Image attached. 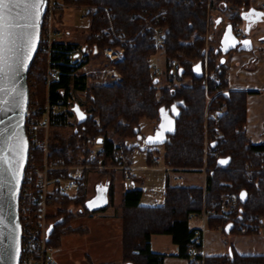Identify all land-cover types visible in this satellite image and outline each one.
Segmentation results:
<instances>
[{"label": "trees", "instance_id": "trees-1", "mask_svg": "<svg viewBox=\"0 0 264 264\" xmlns=\"http://www.w3.org/2000/svg\"><path fill=\"white\" fill-rule=\"evenodd\" d=\"M252 0H210L213 6L228 12V22L235 27L242 22L241 10L252 7ZM71 5H98L107 7L114 15V23L131 40L125 46V58L117 63L122 78L116 84L96 86L88 83L85 76H71L66 63L60 65L62 73L49 86L51 101L64 99L66 108L51 117L48 157L57 165L50 176L67 178V167L73 164L89 163V144L102 138L104 163L118 165L121 150L128 156L130 148L125 140L140 135V120L159 119L160 108L176 104L178 113L175 117V132L168 134L164 142L163 160L168 166L182 168L185 171H199L207 166L204 186L171 185L167 178L163 201L159 204H141L143 190L137 186L127 187L120 204L123 225V262L134 264H163L166 254L151 249L153 234L163 233L172 236L179 246L178 255L188 258L189 264H197L198 258L192 257L188 247L193 245V228L189 214H200L205 208H220L221 197L226 191H246L247 199L240 202L244 215H264V142L254 143L247 134V92L228 90L226 64H220L223 53L215 47L211 50L209 69L219 78L208 80L209 93L219 89L210 103V111L218 113V130L209 120L208 152L204 155L205 107L204 76H196L192 67L203 62V49L208 0H63ZM209 3V2H208ZM140 10L151 12L166 11L164 25L167 27L164 52L168 83L159 86V76L152 74L149 58L155 54V46L148 34H141V21L133 17ZM90 35L87 43L101 50L110 44L106 38H93L92 33L101 28L106 19L102 12H88ZM132 43V44H130ZM233 51V50H231ZM229 51L227 54H229ZM61 48L58 53H63ZM177 60L173 68L171 61ZM184 71L179 74V68ZM45 59L40 54L34 57L27 75L30 100L43 104L47 87L44 81ZM192 76L190 84L174 82V76L185 78ZM79 90L86 95V102L74 99ZM228 91L226 94L224 91ZM74 102L88 113V118L77 123L71 110ZM68 127V136L62 134ZM35 156L37 163L43 159L39 151L30 150L29 160ZM230 157V163L219 167L220 157ZM148 158L153 159L152 151ZM263 165L255 171L253 178L244 169L248 164ZM106 173V170H102ZM86 172L73 193L52 195L49 204L55 213L50 215L54 224L50 242L55 247L61 244L64 233L72 230L67 225L74 216L72 206H85L88 198ZM108 204H113V182L109 185ZM57 204V205H56ZM227 225L224 218L210 217L209 227H219L224 232ZM236 230L232 228L230 231ZM248 233H256L248 231ZM199 245V244H198ZM205 264H264V254L241 255L233 247L222 255L205 256Z\"/></svg>", "mask_w": 264, "mask_h": 264}, {"label": "built area", "instance_id": "built-area-1", "mask_svg": "<svg viewBox=\"0 0 264 264\" xmlns=\"http://www.w3.org/2000/svg\"><path fill=\"white\" fill-rule=\"evenodd\" d=\"M63 3V0H47L37 48V54H40L45 59L43 75L47 92L43 104L30 100L25 112V131L29 144V157L31 149L34 151L39 150L43 152V160L37 163L34 155H32L31 160L28 158L19 190L18 216L21 224L19 264H56L54 257L55 247L50 242L51 234L49 235L47 232L51 224V221L47 219L49 199L52 195L69 193L73 189L76 190L84 176L85 169L121 168L123 169V178L126 181H134L136 177L133 167L124 162L125 153L123 150L119 153L122 163L118 165L104 163L102 159L104 150L100 143L95 140L89 144V163L70 169L67 178L49 175L52 170L60 168L57 163L48 157V129L51 117L66 108L63 98L51 101L49 97L50 84L57 80L62 73L60 65L66 63L71 76H85L88 83L99 85L117 83L120 81L121 74L116 63L125 58V46L131 42L123 30L115 25L114 15L109 8L93 4L82 5L87 9V14L85 15H88L90 10L95 13L101 11L106 23L91 35L93 38H106L110 44L98 50L91 43L69 42L59 39L60 31L56 27L55 14L60 7L62 8L63 5H66ZM259 8L264 9V0H261ZM133 17L141 21L142 25L139 32L143 35L148 34L152 38L156 50L164 49L167 27L163 22L166 19V11L151 12L141 10L135 13ZM236 31L239 32L240 30L237 28ZM61 48H63L64 52L58 53ZM203 51L204 55L206 48ZM97 54L102 55V63H96L98 57L94 56ZM91 58L93 59L91 60ZM153 60L154 56L149 58L152 74L158 76L161 70L153 66ZM176 65L177 60L173 59L171 66L174 68ZM202 68L203 76L207 79L206 71H204V62H202ZM76 92L81 91L77 90ZM82 95L85 97V93ZM204 151H207V147H204ZM162 158L163 156H158L153 160L158 163ZM262 169L263 165L255 167L252 163L247 164L245 167V170L249 173L250 180L253 178L255 171ZM200 170L206 172L207 167H201ZM175 178L178 179L177 176ZM240 202V193L230 190L223 193L219 209L206 210L204 208L200 214H189L190 220L199 221L198 225L192 227L193 245L188 247L189 254L198 258L197 264H205L203 245L206 233L210 229V217L224 218L227 224L232 223V228H236L240 233H248V231L264 233V215H244Z\"/></svg>", "mask_w": 264, "mask_h": 264}, {"label": "rangeland", "instance_id": "rangeland-1", "mask_svg": "<svg viewBox=\"0 0 264 264\" xmlns=\"http://www.w3.org/2000/svg\"><path fill=\"white\" fill-rule=\"evenodd\" d=\"M208 2H207L208 6L206 9V24H205L206 26H205V37H204V49L206 48V53L203 55L204 71H206L208 77L207 79L204 78V92L207 99L206 107H205V131L208 128L207 122L209 120H212L214 122L213 125L214 129L218 130L217 127H218L219 115L215 111H210L209 105L212 99L215 97V95L221 93L223 89H219L213 94L209 93L208 80L214 79V81L217 84L220 81L219 78L214 76L211 70L209 69V58L211 55V50L219 46V40L221 34L223 32L225 23L228 22V18L230 15L228 12L222 10V8H217L216 6H213L212 8V4L210 0H208ZM260 2L261 0H252L251 4L252 6L259 5ZM85 14H87V9L83 6L66 4L63 5L62 8L60 7L55 14L56 27L60 31L59 39H65L73 42H85L87 37L90 35V19L89 16ZM218 19L220 20L217 23ZM243 26L244 25H241L242 28ZM259 32L260 33L262 32V35L264 34V21H261L259 23L258 28L254 29L251 33V36L254 38L253 39L254 45H257L256 40L260 37L259 35H257ZM155 51L156 52L153 55L154 56L153 66L154 67L156 66V68H159L161 70L160 75H158L160 78L159 81V86H160L168 83V77L166 72V55L164 49H160L157 51L155 48ZM94 57H98L96 63L103 62L102 55L97 54ZM92 59L93 58H91V60ZM217 78L218 80H216ZM173 81L178 83L182 82L184 84H190L192 81V76L189 75L183 79L174 76ZM89 84L101 86L99 84H92L90 82ZM112 84H116V83H112ZM102 86H106V85H102ZM81 93L84 94V92H75L74 99H77L82 102H86L87 100L86 95L84 97ZM32 101H36V100H32ZM72 117L73 118L71 120L75 119V116ZM142 119H145L142 125H144V123L147 122L146 120H154V121L158 120V119H147V118H142ZM262 128H264V123L262 124ZM61 130L63 131L62 134L63 135L65 134V136H68L69 133L71 132V129L68 127H65ZM143 130H145V127L142 128V132ZM260 131L262 130L261 129L256 130V132H260ZM49 134H50V129H48V135ZM261 135H263V132H261ZM250 138L252 139L253 142L256 143L261 142V140L264 141V138L262 137L258 139L252 137ZM125 145L127 148H130V151L128 156L125 158L124 162L125 164H129L134 167L133 171L136 175V180L126 181L123 178V169L121 168H112V167H106L103 169L88 168L87 169L89 170L87 171L88 176L86 172V185H87L88 198L89 195L90 196L95 195L98 184L96 180L99 179L98 177L103 176V174H105L103 173L102 170H106L107 171L106 173L108 175L111 174L114 176V183H113V188L115 193L114 205L116 206L120 203L126 187L137 186L143 190V194L140 200L141 204H156V203L159 204L163 201V195H164L165 185L168 176L171 185H183V186L200 185L204 181L203 174L201 172H197V171L174 172L171 170H167V168L171 169L174 167L168 166L164 162L163 158L161 162L155 163L153 159L158 156H163L164 154V144L148 145L145 144V138H143L140 135H137L126 139ZM144 145H145V149L142 148V146ZM204 147H207V151H204V155L206 157V154L209 151L207 131L205 132ZM149 151H152L153 153L152 160L148 158ZM41 153L43 155V152ZM79 165L81 164L70 165V167L67 169V174L70 169H73ZM204 166L205 165H203L202 167ZM259 166L260 165H255V167H259ZM175 174L180 175L181 179L176 180L174 177ZM74 191L75 190L73 189L69 193L71 194ZM114 205L109 204L108 208L110 209V211L106 213L99 210H91L89 212H83V209L81 207H76V206L71 207L74 216L68 221L67 225L71 227L72 230H68L66 233H64L61 244L58 247H55L53 245L55 247L54 250L55 257H56V253L59 254L60 256L59 259L57 260V264H99L100 262L111 259L114 256L116 257V255L119 254L118 251L119 243L120 246L122 245V256H123L122 212L120 205H118L119 218L111 215L110 212H112ZM47 212H48L47 219L51 220L50 215L55 213L54 206H51L49 204ZM121 230H122V235L120 241ZM161 236H166V237H161L164 238L162 240H165V238H170L167 235H161Z\"/></svg>", "mask_w": 264, "mask_h": 264}, {"label": "water", "instance_id": "water-1", "mask_svg": "<svg viewBox=\"0 0 264 264\" xmlns=\"http://www.w3.org/2000/svg\"><path fill=\"white\" fill-rule=\"evenodd\" d=\"M46 6L47 0H44L42 5L43 10L39 15L38 21H36L35 29H28L32 37V42L34 43V48L31 50L30 57L25 59L29 49L28 47L22 46L19 53L20 62H16V57L12 58V68L7 73V79L3 81L4 92L0 93V109H2V111H0V133H2L3 139L6 141L5 147L9 145H19L16 152L6 151L4 153L9 163L3 165L7 171L4 173V186L0 188V264H19V235L21 231V224L18 216L19 190L24 175V169L29 158V144L25 131V112L30 100L27 75L30 65L37 54L41 25ZM250 10L254 11L250 13ZM248 14L252 15V18H250ZM258 14H264V12L255 6L250 7L248 10H241L240 16L242 22L238 26L239 32L236 31L237 28L231 22L225 24L218 46V50L223 53L220 57V64L226 61L225 55L231 50L250 51L254 48V38L251 36V33L254 29L258 28L259 22L264 20V15ZM220 19L217 20V23ZM252 23L257 25V27L253 28ZM241 25H244L243 28ZM245 41L249 43L245 44ZM183 71L184 68L180 67L179 74H182ZM192 71L196 76H202V62L199 61L194 64ZM224 92L226 94L228 93L227 90ZM71 109L75 114L77 123H82L88 118V113L79 102H74ZM162 109L163 112L161 111ZM177 113L178 109L176 108V104L169 108L162 106L160 108L156 128L152 133L145 136L146 144L164 143L168 139V134L175 132V117ZM81 115H83V119L80 118ZM9 136L13 137L11 141L7 140ZM150 137L152 138L151 141H149ZM102 141L101 137L97 139L98 143H102ZM220 161L227 162L220 163ZM229 163L230 157L228 156L220 157L217 162L219 167H225ZM242 192L245 193L243 199L241 198ZM246 199V191H241V202H244ZM108 201L107 186H97L95 195L86 199L85 206L88 210H98L106 206ZM232 227L233 224L228 223L225 226L226 232H229ZM53 228L54 224L51 223L47 231L49 235L52 233ZM121 264L134 263L126 261Z\"/></svg>", "mask_w": 264, "mask_h": 264}, {"label": "crops", "instance_id": "crops-1", "mask_svg": "<svg viewBox=\"0 0 264 264\" xmlns=\"http://www.w3.org/2000/svg\"><path fill=\"white\" fill-rule=\"evenodd\" d=\"M253 6L259 8V5H253ZM261 10L264 11V9ZM257 35L261 37L262 32L261 33L259 32ZM260 37L256 40L257 45H254V48L252 50L250 51L233 50L229 54L225 55L226 61L224 62L226 64L228 90H240V91H246L248 93L246 130L249 137L257 138V139L260 137L264 138V128H262V124L264 123V35L261 38ZM65 41H69V40H65ZM69 42H73V41H69ZM143 121H145V119L140 120V136L145 138L147 134L152 133L153 130L156 128L158 120L157 121L146 120L147 122H145L144 125H142ZM144 127L145 130H143L142 132V128ZM257 129H261L262 131L256 132ZM261 132H263V135H261ZM261 142L264 141L261 140ZM160 144H164V143H160ZM151 145H158V144H151ZM142 148L145 149V145L142 146ZM167 170H171L174 172L185 171L182 168L181 169L167 168ZM197 172H201L203 174V178H204L203 183L200 185H184V186L205 185L206 172L202 170H199ZM87 176H88V172H87ZM175 176L178 177V179L175 178L176 180L181 179L180 175L175 174ZM98 178L99 179L96 180V182L98 183L97 186H107V190H109L110 183L111 182L114 183V176L111 174L108 175L107 173H105L103 174V176H100ZM89 197L91 196L89 195ZM114 198H115V193L113 188V205H114ZM120 203L118 205H120ZM118 205L117 206L114 205L112 212H110L111 215L117 218H119ZM108 209L109 208L106 207L104 210H102V212L106 213L110 211V209L109 210ZM190 222H191V227L199 224V221L195 219L194 220L191 219ZM121 235H122V230L120 233V241H121ZM161 235H167L170 238H165V240H162L164 238L161 237H166V236H161ZM230 247H233V249L238 254L241 255L264 254V233H240L237 230L224 232L219 227H213V228L211 227L207 231L203 245V252L205 256L225 254L229 251ZM151 249L154 252L166 254L163 264H189L188 258L178 255L179 246L176 243H174V241L172 240V236L169 234H163V233L153 234L151 237ZM118 251L119 254H117L116 257L114 256L111 259L100 262L99 264H121L123 262V256H122V245L120 246V243H119ZM59 257H60L59 254L56 253V257H55L56 264Z\"/></svg>", "mask_w": 264, "mask_h": 264}, {"label": "snow or ice", "instance_id": "snow-or-ice-1", "mask_svg": "<svg viewBox=\"0 0 264 264\" xmlns=\"http://www.w3.org/2000/svg\"><path fill=\"white\" fill-rule=\"evenodd\" d=\"M43 3L44 0H0V93L4 92L3 81L7 79V73L12 68V58L16 57V62H20L19 53L22 46L29 49L25 59L30 57L34 43L28 29H35L36 21L43 10ZM253 11L250 10V13ZM244 43L248 44L249 42L245 41ZM161 111L163 112V109ZM80 118L83 119V115ZM12 139V136L7 137L8 141ZM151 140L150 137L149 141ZM5 143L2 133H0V188L4 186V173L7 171L3 165L9 163L4 153L6 151L16 152L19 147L18 144L5 147ZM226 162L220 161V163ZM244 196L245 193L242 192L241 198L243 199Z\"/></svg>", "mask_w": 264, "mask_h": 264}, {"label": "flooded vegetation", "instance_id": "flooded-vegetation-1", "mask_svg": "<svg viewBox=\"0 0 264 264\" xmlns=\"http://www.w3.org/2000/svg\"><path fill=\"white\" fill-rule=\"evenodd\" d=\"M256 8H257V7H256ZM258 9H259V8H258ZM244 10H246V9H244ZM248 16H249L250 18H252V15L248 14ZM251 21H252V20H251ZM262 21H264V20H262ZM250 23H251V22H250ZM259 23H260V22H259ZM254 26H255V27H254ZM252 27H253V28H256L257 25H255L254 23H252ZM263 35H264V34H263ZM263 35H262V36H263ZM262 36H261V37H262Z\"/></svg>", "mask_w": 264, "mask_h": 264}]
</instances>
